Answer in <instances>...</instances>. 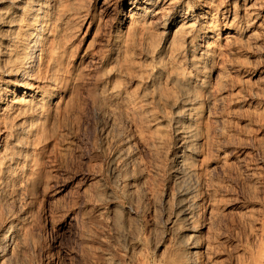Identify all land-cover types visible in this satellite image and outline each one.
Segmentation results:
<instances>
[{"label": "rangeland", "instance_id": "1", "mask_svg": "<svg viewBox=\"0 0 264 264\" xmlns=\"http://www.w3.org/2000/svg\"><path fill=\"white\" fill-rule=\"evenodd\" d=\"M47 1L25 84L4 49L22 14L0 21V239L16 230L0 264H264L262 0H162L139 31L137 0ZM189 15L194 30L168 34ZM201 23L213 33L196 39ZM186 77L204 119L193 177L176 131ZM40 94L29 137L11 104Z\"/></svg>", "mask_w": 264, "mask_h": 264}, {"label": "bare ground", "instance_id": "2", "mask_svg": "<svg viewBox=\"0 0 264 264\" xmlns=\"http://www.w3.org/2000/svg\"><path fill=\"white\" fill-rule=\"evenodd\" d=\"M7 3V7L4 10H0V21L2 20H13V18L17 15L22 14V19L19 21L20 23L15 24L13 26H8V31L11 34V45L5 47V58L8 62L9 67L8 71L11 76L13 75L16 79L20 77L21 82L23 84L28 82V79L30 78V74L33 69V65L36 64L37 55L38 53L43 54L44 48L43 44L46 39L47 33L50 30V24H51V16L47 11V0H19L20 2L16 0H4ZM162 0H146L144 2H141L138 0L135 1V4L133 5V13L134 15V29L135 31H139L142 28L141 21L144 18L151 17L154 14L156 6L160 4ZM165 1V0H164ZM169 2L174 0H168ZM264 3V0H262ZM5 4L1 3L0 5ZM132 5V3H130ZM207 11L206 14L208 15L212 11L211 5L207 4ZM150 6V7H149ZM22 12V13H20ZM18 18V17H17ZM16 18V19H17ZM21 18V17H20ZM181 18V17H180ZM180 18L177 17L174 19L173 24L168 27V34H175L178 30H194L195 24L194 20L191 19V16H187L186 19L188 21L184 23H179ZM6 22H3L5 24ZM181 24V25H180ZM236 21L233 22V27L235 29L240 30L242 28L238 25ZM208 25V24H207ZM5 26V25H4ZM209 25L206 26V24L201 23L198 28V35L196 39L203 38L209 33H213V28H210ZM41 28L42 35H38V31ZM119 36V40H121V36ZM3 37L0 36V43H2ZM10 44V43H9ZM32 50V56L29 55V51ZM209 56L208 51H203V57ZM58 56H54V59L57 60ZM208 58V57H207ZM204 60V59H203ZM193 66L197 71H201L203 69V61H194L192 59ZM8 74V75H9ZM10 76V77H11ZM9 77V76H7ZM10 79V78H9ZM6 80L5 84H10L12 81ZM192 77H186L179 81V88L182 92L181 97V109L177 116V126L176 131L179 135L180 139L182 140L183 144L185 145V165L187 167L188 174L190 177L194 176L195 171L190 166V158L191 156L194 157V147L196 142H199L197 140L198 135L201 133V125H202V116L203 112L201 110V100L198 98L197 95H194V88L192 86ZM199 82V85L203 88H206L205 79L202 80H196ZM4 84V85H5ZM196 87V86H195ZM10 96H14V93L10 94ZM30 97V98H29ZM28 99H22L19 100L18 98L14 100L13 104H11V109L13 111H16L19 113L20 116L24 119V122L20 124L18 127V130L26 136H33L36 135L38 131H35L36 127V115L37 113H43L46 107V97L43 95L38 96H28ZM3 100L0 99V107L3 106ZM44 110V111H43ZM8 112V108L5 109V112ZM11 113V112H10ZM39 113V114H40ZM203 127V126H202ZM199 144V143H198ZM197 153V151H195ZM188 176V177H189ZM186 179V177H185ZM190 180V179H188ZM190 195V196H189ZM186 196H189L188 199L194 203V196L191 195L190 190H186ZM16 234L15 227L13 225L9 226L7 228L6 233L2 239H0V248L2 249V252H10L11 251V243L14 239V236ZM197 253H194V256H196ZM0 256H3L0 254Z\"/></svg>", "mask_w": 264, "mask_h": 264}]
</instances>
